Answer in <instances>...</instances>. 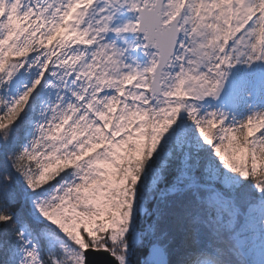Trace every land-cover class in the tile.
Returning a JSON list of instances; mask_svg holds the SVG:
<instances>
[{
  "label": "snow or ice",
  "instance_id": "snow-or-ice-1",
  "mask_svg": "<svg viewBox=\"0 0 264 264\" xmlns=\"http://www.w3.org/2000/svg\"><path fill=\"white\" fill-rule=\"evenodd\" d=\"M0 264H264V0H0Z\"/></svg>",
  "mask_w": 264,
  "mask_h": 264
}]
</instances>
